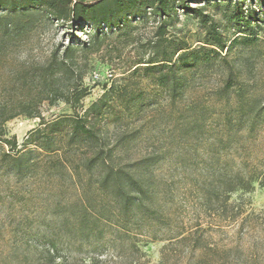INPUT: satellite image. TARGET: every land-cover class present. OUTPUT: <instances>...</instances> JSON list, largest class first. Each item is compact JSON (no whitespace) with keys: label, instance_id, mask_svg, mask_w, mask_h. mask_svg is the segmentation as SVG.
I'll return each instance as SVG.
<instances>
[{"label":"trees","instance_id":"trees-1","mask_svg":"<svg viewBox=\"0 0 264 264\" xmlns=\"http://www.w3.org/2000/svg\"><path fill=\"white\" fill-rule=\"evenodd\" d=\"M209 7L221 12L222 20ZM180 10L200 23L195 42L171 34ZM41 14L95 29L88 40L70 39L37 60L20 62L0 86V170L10 172L18 186L34 184L33 191L42 192L48 184L60 190L63 183L73 190V200L53 207L61 213L45 248L52 262L64 258L57 239L67 257L81 264L100 262L104 247L119 259L142 240H166L162 226L170 218L162 212L155 168L166 160L167 150L143 146L131 154L129 149L155 113L176 110L186 122L175 129L190 146L196 143L190 132L201 129L212 159L220 161L222 153V166L214 172L219 179L205 190L206 200L219 189L224 206L233 208V193L264 186V176L252 162L253 143L264 130V105L243 92L250 72L229 64L249 61L245 51L258 56L264 20L252 10L237 0H0L1 50L12 40L24 42L35 28L32 18ZM150 21L155 24L147 34ZM94 54L116 66L119 75L85 108L83 101L91 93L85 77ZM225 64L215 84L196 98L186 97L191 87L187 72ZM7 94L15 98L8 101ZM159 95L166 101L159 102ZM61 101L72 114L43 116V104ZM19 115L41 120L21 147L6 130V123ZM111 124L115 128L110 131ZM174 131H163L165 141L174 142ZM16 195L23 203L28 194L21 188ZM179 235V241L187 242L192 234Z\"/></svg>","mask_w":264,"mask_h":264},{"label":"rangeland","instance_id":"rangeland-1","mask_svg":"<svg viewBox=\"0 0 264 264\" xmlns=\"http://www.w3.org/2000/svg\"><path fill=\"white\" fill-rule=\"evenodd\" d=\"M237 2L243 9L252 10L257 19L264 20V0ZM203 4L191 3L192 6ZM207 11L216 19L222 20V13L216 8L209 7ZM32 19L36 21L35 28L24 35L25 41L21 44L12 40L7 49L2 51L0 38V86L7 81L6 72L20 62L37 60L55 44H67L70 39L88 40L95 31L91 26L78 28L69 23L51 20L47 14L35 15ZM154 24L152 21L148 23L145 31L147 34ZM170 31L171 34L187 36L189 41L195 42L197 34L201 32L200 23L193 15L180 10ZM260 36L262 42L257 48L258 56L245 51V58L250 59L249 61L244 60L242 65L232 61L229 64L250 72L251 76L248 77L243 92L257 98L259 104L264 105V32ZM229 64L210 68L202 66L195 73L187 72L191 87L187 89L186 97L191 99L202 94L206 87L217 82L218 74ZM111 74L113 79L118 77L116 66L104 62L97 54L91 56L85 77L91 93L83 101L85 108L103 94L104 86L112 79ZM8 85H11L10 81ZM12 98H15L13 94L6 95L8 101ZM157 99L159 102L166 101L163 95H159ZM41 111L47 119L73 113L71 107L62 101L52 105L45 103ZM145 116L144 120L147 121L148 112ZM154 116L153 121L144 126L129 149L131 154L143 146L167 150L166 160L155 168L162 212L170 218L167 219L170 224L162 226L166 240L146 243L141 239L138 249H133L119 259L113 258V252L104 247L103 257L97 264H264V186L255 184L250 191L239 190L233 193L229 201L233 208L224 206L219 189L212 191L215 194L212 199L206 200L204 192L212 189L219 179L214 172L222 166V153L218 152L220 161L212 159L205 147L207 133L203 134L201 129L190 132V135H195L196 142L190 146L184 140L187 136L175 129L186 122V118L178 115L176 110L161 115L155 113ZM40 121L37 117L19 115L6 123L7 137L16 136L21 147L28 132L36 128ZM114 128V124L109 126L110 131ZM167 128L175 130L173 143L165 141L167 133L163 131ZM252 153V162L259 166L264 176V130L254 141ZM196 184H200L199 189ZM66 187L68 184L63 183L59 190L48 184L42 192L33 191L34 184L23 183L18 186L10 172L0 170V264H81V260L67 257L61 239L56 240V245L60 254L68 258L67 263L64 258L54 263L45 252V248L49 246L50 227L59 228L61 212L55 213L54 205L58 203L60 206L66 200L74 198L71 187H68L67 193ZM21 188L28 194L23 203H19L16 197V192ZM182 232L192 234L191 239L187 242L179 241V234ZM192 245L195 247L191 249Z\"/></svg>","mask_w":264,"mask_h":264},{"label":"built area","instance_id":"built-area-1","mask_svg":"<svg viewBox=\"0 0 264 264\" xmlns=\"http://www.w3.org/2000/svg\"><path fill=\"white\" fill-rule=\"evenodd\" d=\"M110 77H112V78H113V74H111V75H110Z\"/></svg>","mask_w":264,"mask_h":264}]
</instances>
